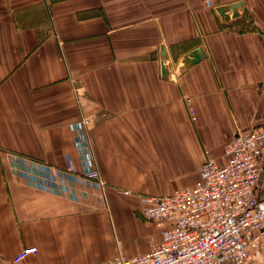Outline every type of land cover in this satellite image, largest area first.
<instances>
[{"label": "crops", "instance_id": "crops-1", "mask_svg": "<svg viewBox=\"0 0 264 264\" xmlns=\"http://www.w3.org/2000/svg\"><path fill=\"white\" fill-rule=\"evenodd\" d=\"M82 115L104 192L42 186L20 158L64 168L69 154L80 168L71 126ZM263 122L264 0H0V264L152 251L162 227L141 197L193 188L206 159L222 165L227 143ZM259 166L264 198V146ZM257 244L244 264H264V234Z\"/></svg>", "mask_w": 264, "mask_h": 264}, {"label": "built area", "instance_id": "built-area-1", "mask_svg": "<svg viewBox=\"0 0 264 264\" xmlns=\"http://www.w3.org/2000/svg\"><path fill=\"white\" fill-rule=\"evenodd\" d=\"M203 1L210 4L212 0ZM91 122L89 116L82 115L71 126L80 168L69 154L65 156L64 168L20 158L29 167L52 170L49 180L36 177L39 184L50 187L68 178L104 192L106 182L95 163L89 137ZM263 146L264 122L253 126L247 134L237 133L227 143L222 165L206 159L200 166V180L193 188L178 189L168 195L142 196L145 207L141 214L146 221L162 227L161 241L148 253L118 257L113 264H244L258 246L259 233L264 234V198L255 194ZM64 187L61 191H68ZM251 229L259 233L248 241ZM36 251L35 247L25 248L14 261Z\"/></svg>", "mask_w": 264, "mask_h": 264}, {"label": "water", "instance_id": "water-1", "mask_svg": "<svg viewBox=\"0 0 264 264\" xmlns=\"http://www.w3.org/2000/svg\"><path fill=\"white\" fill-rule=\"evenodd\" d=\"M242 5V2H234L229 4L228 6H222L221 7V13H223L224 15H226V18H230V15H227L228 11H231V18H235L238 14L236 12L237 8L240 7ZM161 56L162 59H165V51H161ZM188 58L190 59V64H195L197 62H199L202 58V54H201V49L199 47L191 50L190 52L187 53ZM167 68L164 65V61L162 62V67H161V74L163 78L167 77Z\"/></svg>", "mask_w": 264, "mask_h": 264}, {"label": "rangeland", "instance_id": "rangeland-1", "mask_svg": "<svg viewBox=\"0 0 264 264\" xmlns=\"http://www.w3.org/2000/svg\"><path fill=\"white\" fill-rule=\"evenodd\" d=\"M24 165H28L27 163H24ZM25 170H27L26 172H28V173H30V175H40L41 176V178H46V179H51V177H52V170L51 169H43V168H40V169H38V168H34V167H26V169ZM49 170H51V171H49Z\"/></svg>", "mask_w": 264, "mask_h": 264}, {"label": "trees", "instance_id": "trees-1", "mask_svg": "<svg viewBox=\"0 0 264 264\" xmlns=\"http://www.w3.org/2000/svg\"><path fill=\"white\" fill-rule=\"evenodd\" d=\"M25 157H28L29 159H31V160H33V161L41 162V160L36 159V158H33V157H29V156H25Z\"/></svg>", "mask_w": 264, "mask_h": 264}]
</instances>
